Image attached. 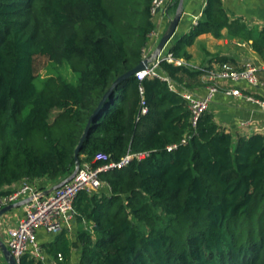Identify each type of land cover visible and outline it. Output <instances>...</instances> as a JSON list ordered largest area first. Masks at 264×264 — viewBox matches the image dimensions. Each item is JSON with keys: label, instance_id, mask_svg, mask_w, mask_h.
Returning <instances> with one entry per match:
<instances>
[{"label": "trees", "instance_id": "16d2710c", "mask_svg": "<svg viewBox=\"0 0 264 264\" xmlns=\"http://www.w3.org/2000/svg\"><path fill=\"white\" fill-rule=\"evenodd\" d=\"M153 1L0 0V196L26 180L43 190L74 172L76 150L108 91L145 59L156 28ZM204 18L170 48L173 57L188 58L197 36L231 27L221 0H208ZM256 38L264 60V32ZM160 69L187 88L200 76L167 61ZM191 118L188 102L160 78L118 85L92 123L81 165L99 167L98 154L115 162L149 155L102 173L107 187L97 193L79 194L76 239L60 235L47 260L264 264V135L235 136L210 111L196 129ZM19 264L47 263L25 255Z\"/></svg>", "mask_w": 264, "mask_h": 264}, {"label": "crops", "instance_id": "0c3cea01", "mask_svg": "<svg viewBox=\"0 0 264 264\" xmlns=\"http://www.w3.org/2000/svg\"><path fill=\"white\" fill-rule=\"evenodd\" d=\"M177 1L180 5L181 0ZM221 1L231 25L230 29L228 27L222 29L219 37L212 33H204L197 36L194 42L186 48L189 57L176 58L182 60V66H188L200 72V76L198 75L191 80V87L187 88L185 85L176 83L165 73L161 72V69L159 73L169 79L170 83L168 81L165 82L169 85L170 90L173 87L171 91L176 92L180 96H182L183 90H188L199 98H206L209 92V85L203 70L233 71L245 69L248 66H255L259 72L257 74V85H252L247 81L235 83L222 82L221 84L223 87L238 88L245 95L263 98L264 60L261 53L257 51L262 42L255 40L257 39V32H264V0ZM207 3L208 0H184L180 23L165 52H169L170 48L183 37L193 33L199 22L205 19L204 15ZM178 7L172 10L169 16H166L161 11L155 15L154 21L156 28H159V38H150L145 49L144 58L153 54L167 31L170 20L174 18ZM208 111L213 114L221 128L235 136L264 135V108L259 103L246 100L245 98L228 96L224 92H220L213 97ZM40 184V182H37L39 188ZM11 189L12 187L5 188L3 192ZM25 211L23 207L9 212L1 219L0 238L7 246L9 242V229L18 226L19 222L25 218ZM73 225L71 231L64 232L71 242L75 241L78 231L77 223L75 222ZM62 234H49L43 229L39 230L38 243L43 252L45 253L47 246L56 241ZM48 262L55 264L56 261L52 260ZM0 264H7L1 251Z\"/></svg>", "mask_w": 264, "mask_h": 264}, {"label": "built area", "instance_id": "2783aa9c", "mask_svg": "<svg viewBox=\"0 0 264 264\" xmlns=\"http://www.w3.org/2000/svg\"><path fill=\"white\" fill-rule=\"evenodd\" d=\"M176 0H154L152 5V13L157 15L160 11L166 16H169V6ZM159 28L151 34V38H159ZM167 48V47H166ZM166 48L160 54L159 58L151 65L149 69L141 71L136 74L137 79L143 82L147 78L157 77L163 81H169L159 73L160 65L162 62L167 61L177 66H182V60L176 59L170 52H165ZM148 56H146L147 58ZM205 78H207L208 95L206 98H199L188 90H183L182 97L188 102L189 109L192 112L191 126L196 129L198 122L205 112H208L213 97L224 92L228 96L245 98L246 100L261 104L264 108V102L256 99L255 97L245 95L238 88L223 87L222 82H241L247 81L252 85L258 84L257 72L255 66H248L241 70H203ZM173 90V87H171ZM142 94L141 112L140 115L148 113L147 102L145 98L144 88H140ZM190 135H185L182 144H187ZM179 145L175 144L168 147V151L172 152L178 149ZM148 153H129L121 161L115 162L110 160V157L105 154H98L96 162H103L99 167L95 168L90 163L81 165V169L74 177V179L62 188L54 191L48 196L39 198L44 191L50 189H39L37 182L29 180L23 181L20 184L14 185L11 190L4 191L5 193L0 196V211L6 206L18 203L20 201L33 198V201L25 205V218L22 219L18 226L9 229V242L8 248L12 255L15 257L17 263L25 255H29L36 260L49 263L46 254L38 243V232L43 229L49 234H62L71 231L73 224L76 222L78 212L75 206L77 197L82 192L97 193L102 187H107V184L102 182L100 175L104 172L121 169L128 166L133 160H142L147 157ZM59 260L62 261V255H59ZM56 264V262H55Z\"/></svg>", "mask_w": 264, "mask_h": 264}, {"label": "water", "instance_id": "95a60500", "mask_svg": "<svg viewBox=\"0 0 264 264\" xmlns=\"http://www.w3.org/2000/svg\"><path fill=\"white\" fill-rule=\"evenodd\" d=\"M183 2H184V0L180 1V5L178 7V10H177L174 18H172L170 20V25H169L167 31L165 32V34L163 35L162 39L160 40V42H159L157 48L155 49V51L153 52V54L151 56L145 58L136 68L127 72L126 74H124L120 78H118V80H116V82L113 84L111 89L108 91V93L105 96L104 100L102 101L101 105L99 106L96 113L94 114V116L90 120V123H89V125L85 131V134L83 135L81 142H80V144L76 150V153H75L76 166H75L74 172L64 181L56 184L55 186L51 187L50 189H48L46 191H44L41 195H38L39 198H42L44 196H48L51 193H53L54 191L62 188L64 185L71 182L74 179V177L77 175V173L81 169V160H80L81 151H82L87 139L89 138V135L91 133L92 123H93L96 115L99 113V111L101 110L102 106L104 105V103L106 102L108 97L113 93L114 89L118 85H120L122 82L136 76L137 73L144 71L146 69H149L151 67V65L159 58V56L163 52V50L166 47H168V45L170 44L171 40L173 39V37L175 35V32H176L178 25L180 23V20H181L182 14H183V11H182ZM32 201H33V198H29V199L20 201L18 203L6 206L5 208H3L0 211V221L9 212L23 208L25 205L29 204ZM0 251L2 252V255H3L4 259L6 260L7 264H18L15 257L12 255L11 251L9 250L8 246L1 240V238H0Z\"/></svg>", "mask_w": 264, "mask_h": 264}, {"label": "rangeland", "instance_id": "374dc122", "mask_svg": "<svg viewBox=\"0 0 264 264\" xmlns=\"http://www.w3.org/2000/svg\"><path fill=\"white\" fill-rule=\"evenodd\" d=\"M46 69L42 71V75H45L46 74ZM63 74L64 76L66 77V79L70 82H73V83H77L78 81V76L77 74H75L74 72H72L71 70H63ZM77 253V250L74 252V256L75 254ZM75 264V262H74Z\"/></svg>", "mask_w": 264, "mask_h": 264}]
</instances>
